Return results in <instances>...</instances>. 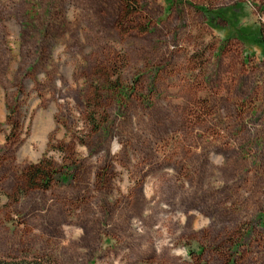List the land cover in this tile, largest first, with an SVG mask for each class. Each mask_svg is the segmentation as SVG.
I'll return each mask as SVG.
<instances>
[{"label": "rangeland", "instance_id": "obj_1", "mask_svg": "<svg viewBox=\"0 0 264 264\" xmlns=\"http://www.w3.org/2000/svg\"><path fill=\"white\" fill-rule=\"evenodd\" d=\"M258 38L264 0H0V258L264 264Z\"/></svg>", "mask_w": 264, "mask_h": 264}, {"label": "trees", "instance_id": "obj_2", "mask_svg": "<svg viewBox=\"0 0 264 264\" xmlns=\"http://www.w3.org/2000/svg\"><path fill=\"white\" fill-rule=\"evenodd\" d=\"M123 3H124L126 17L138 16V9H139L140 0H123ZM257 41H258V43L264 45L263 38H258ZM121 97H123L122 94H121ZM96 110H98V108H96ZM44 169L45 168H43V166H41L38 168L36 167L32 170L31 177H32L33 182H34V186L40 185V187L48 188V186L50 184V180H51V178H50L51 174H50L48 167L46 168V170H44ZM0 264H55V263L48 261V260L39 259V258H35L32 260H28V259L4 260V259L0 258Z\"/></svg>", "mask_w": 264, "mask_h": 264}, {"label": "bare ground", "instance_id": "obj_3", "mask_svg": "<svg viewBox=\"0 0 264 264\" xmlns=\"http://www.w3.org/2000/svg\"><path fill=\"white\" fill-rule=\"evenodd\" d=\"M53 112H51V114H52ZM53 121V120H52ZM51 128V127H50ZM24 151H26V150H24Z\"/></svg>", "mask_w": 264, "mask_h": 264}]
</instances>
